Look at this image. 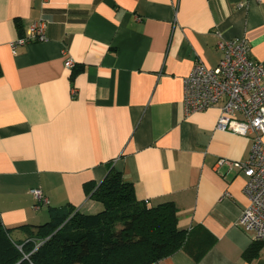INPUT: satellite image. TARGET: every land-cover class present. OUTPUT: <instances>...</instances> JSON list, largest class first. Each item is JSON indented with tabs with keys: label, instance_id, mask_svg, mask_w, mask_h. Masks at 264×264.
Returning <instances> with one entry per match:
<instances>
[{
	"label": "crops",
	"instance_id": "crops-1",
	"mask_svg": "<svg viewBox=\"0 0 264 264\" xmlns=\"http://www.w3.org/2000/svg\"><path fill=\"white\" fill-rule=\"evenodd\" d=\"M38 20L45 40L12 54ZM235 39L264 68V0H0V224L39 226L66 206L98 213L83 186L113 167L148 207L171 202L187 251L204 252L157 264H264V242L236 226L244 177L216 166L243 162L251 140L215 130L219 106H182L194 64L214 68L217 43Z\"/></svg>",
	"mask_w": 264,
	"mask_h": 264
},
{
	"label": "trees",
	"instance_id": "trees-1",
	"mask_svg": "<svg viewBox=\"0 0 264 264\" xmlns=\"http://www.w3.org/2000/svg\"><path fill=\"white\" fill-rule=\"evenodd\" d=\"M78 72L72 68L70 81ZM83 187L101 211L87 215L66 206L50 211L49 220L39 226L0 224V264H157L179 250L195 262L204 255L187 251V232L177 228L171 202L148 207L113 167L98 184ZM15 230L26 239H15ZM257 248L243 256L254 257Z\"/></svg>",
	"mask_w": 264,
	"mask_h": 264
},
{
	"label": "built area",
	"instance_id": "built-area-1",
	"mask_svg": "<svg viewBox=\"0 0 264 264\" xmlns=\"http://www.w3.org/2000/svg\"><path fill=\"white\" fill-rule=\"evenodd\" d=\"M45 38V22L38 20L26 29L23 37L10 42L9 48L15 54L18 48L43 42ZM216 47L221 58L214 68L197 62L183 79L182 106L186 115L219 106L215 130L251 140L243 162L218 159L216 166H224L244 177L247 205L236 226L252 241L264 242V68L250 59L244 39L219 41ZM64 66L72 68V60L65 59ZM31 194L35 210L47 203L38 189Z\"/></svg>",
	"mask_w": 264,
	"mask_h": 264
}]
</instances>
